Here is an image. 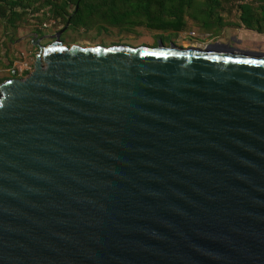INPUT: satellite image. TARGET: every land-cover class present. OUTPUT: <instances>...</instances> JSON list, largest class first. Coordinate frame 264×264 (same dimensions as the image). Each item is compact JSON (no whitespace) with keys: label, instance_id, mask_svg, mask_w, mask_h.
<instances>
[{"label":"water","instance_id":"1","mask_svg":"<svg viewBox=\"0 0 264 264\" xmlns=\"http://www.w3.org/2000/svg\"><path fill=\"white\" fill-rule=\"evenodd\" d=\"M62 29L0 82V264H264V53Z\"/></svg>","mask_w":264,"mask_h":264},{"label":"rangeland","instance_id":"2","mask_svg":"<svg viewBox=\"0 0 264 264\" xmlns=\"http://www.w3.org/2000/svg\"><path fill=\"white\" fill-rule=\"evenodd\" d=\"M250 2L253 6L259 4L255 0H226L219 11L224 20L235 22L238 16L237 4ZM71 6L68 7V10ZM49 13L47 7H41L37 11H27L18 21L16 28L10 27L0 18V82L10 77H23L32 68L33 57L37 47L28 43L27 37L33 32H38L39 37L61 30L60 39L70 45L78 41L103 40L105 45L114 42H149L156 43L158 35L169 38L162 39L164 42L177 41L189 46L203 47L212 44H228L232 48L264 53V31L258 33L254 30L235 27L232 25L217 29L215 26L202 27L186 18L184 28L178 32L159 31L134 26L124 30L114 27L97 29L96 26L78 23L76 25L62 20H54L46 16ZM51 36L43 37L41 45L49 41ZM21 68V70H20ZM13 72V73H12Z\"/></svg>","mask_w":264,"mask_h":264},{"label":"trees","instance_id":"3","mask_svg":"<svg viewBox=\"0 0 264 264\" xmlns=\"http://www.w3.org/2000/svg\"><path fill=\"white\" fill-rule=\"evenodd\" d=\"M226 0H0V18L16 28L27 11L47 7L54 20L94 25L97 29L114 27L128 30L134 26L146 29L178 32L186 18L202 27L224 26L264 31V0L253 6L250 2L237 4V21L224 20L219 14ZM71 9L68 10V7ZM159 38H169L158 35Z\"/></svg>","mask_w":264,"mask_h":264},{"label":"flooded vegetation","instance_id":"4","mask_svg":"<svg viewBox=\"0 0 264 264\" xmlns=\"http://www.w3.org/2000/svg\"><path fill=\"white\" fill-rule=\"evenodd\" d=\"M58 30H59V29H58ZM58 30H56L54 33L49 34V35H51V38L49 39L48 42L54 40V37H55V36H52V35H55V34L57 33ZM33 34H35V37L33 38L32 41H36L37 38L39 37L38 32H37V31H36V32H33ZM60 34H61V32H59V34H58V39L61 41V39H60ZM27 41H28L29 44L31 43V36L27 37ZM39 41H40V40H39ZM39 41H38V43H39ZM48 42H46V43H48ZM61 42H62V41H61ZM46 43H45V44H46ZM39 44H40V43H39ZM34 47H37V46L34 45Z\"/></svg>","mask_w":264,"mask_h":264},{"label":"built area","instance_id":"5","mask_svg":"<svg viewBox=\"0 0 264 264\" xmlns=\"http://www.w3.org/2000/svg\"><path fill=\"white\" fill-rule=\"evenodd\" d=\"M20 70H21V68H20Z\"/></svg>","mask_w":264,"mask_h":264}]
</instances>
